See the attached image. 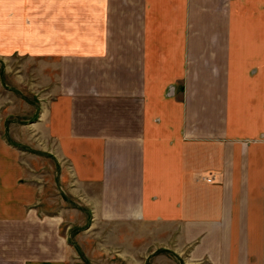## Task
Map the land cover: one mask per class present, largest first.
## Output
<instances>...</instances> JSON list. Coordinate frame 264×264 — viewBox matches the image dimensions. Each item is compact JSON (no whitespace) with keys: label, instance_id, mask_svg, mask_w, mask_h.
I'll use <instances>...</instances> for the list:
<instances>
[{"label":"crops","instance_id":"1","mask_svg":"<svg viewBox=\"0 0 264 264\" xmlns=\"http://www.w3.org/2000/svg\"><path fill=\"white\" fill-rule=\"evenodd\" d=\"M3 40L56 74L40 124L77 207L0 132V264H87L68 214L149 240L134 264H264V0H0Z\"/></svg>","mask_w":264,"mask_h":264},{"label":"rangeland","instance_id":"2","mask_svg":"<svg viewBox=\"0 0 264 264\" xmlns=\"http://www.w3.org/2000/svg\"><path fill=\"white\" fill-rule=\"evenodd\" d=\"M0 42L4 47L5 41ZM4 51L0 49V52ZM42 65L37 58L0 54V132L19 147L20 159L34 182L31 187L40 184L44 199L58 211L77 207V198L65 183L66 163L53 151L40 124L43 108L52 98L56 83V74L42 71ZM64 218L63 238L67 236L77 243V250L87 264H134L132 256L135 252L150 250L147 248L149 240L136 248H117L119 242L123 243L118 240L117 233L92 225L90 217L87 220L83 215L68 214ZM75 221L82 224L75 225ZM69 224L71 229H68ZM134 236V232L127 233L125 241L133 245Z\"/></svg>","mask_w":264,"mask_h":264}]
</instances>
